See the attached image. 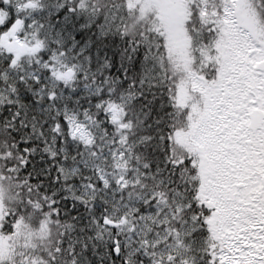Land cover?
Segmentation results:
<instances>
[{
	"label": "snow or ice",
	"instance_id": "1",
	"mask_svg": "<svg viewBox=\"0 0 264 264\" xmlns=\"http://www.w3.org/2000/svg\"><path fill=\"white\" fill-rule=\"evenodd\" d=\"M0 264H264V0H0Z\"/></svg>",
	"mask_w": 264,
	"mask_h": 264
}]
</instances>
